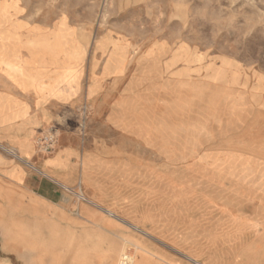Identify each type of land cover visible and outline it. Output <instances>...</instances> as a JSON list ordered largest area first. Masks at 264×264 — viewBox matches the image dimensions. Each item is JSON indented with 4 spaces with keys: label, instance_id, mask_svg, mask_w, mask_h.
Segmentation results:
<instances>
[{
    "label": "rangeland",
    "instance_id": "rangeland-1",
    "mask_svg": "<svg viewBox=\"0 0 264 264\" xmlns=\"http://www.w3.org/2000/svg\"><path fill=\"white\" fill-rule=\"evenodd\" d=\"M0 71L61 101L37 151L90 154L62 203L0 190L2 264H255L264 0H0Z\"/></svg>",
    "mask_w": 264,
    "mask_h": 264
},
{
    "label": "crops",
    "instance_id": "crops-1",
    "mask_svg": "<svg viewBox=\"0 0 264 264\" xmlns=\"http://www.w3.org/2000/svg\"><path fill=\"white\" fill-rule=\"evenodd\" d=\"M11 77L12 74L0 71V190L19 189L47 204L62 203L64 190L86 180L90 154L82 151L75 139L59 145L50 155L37 151L36 139L52 122L51 110L60 106L61 101L51 98L47 92L35 95L31 90H23ZM87 189L88 200L80 206L81 214L85 215L93 206L116 219L112 200ZM252 199L264 200V194L256 193ZM250 228L256 232L249 241L253 262L264 264V215ZM132 229L140 232L136 227ZM129 249L133 254L130 264H151L147 251L133 243H129ZM1 261L0 256V264Z\"/></svg>",
    "mask_w": 264,
    "mask_h": 264
},
{
    "label": "built area",
    "instance_id": "built-area-1",
    "mask_svg": "<svg viewBox=\"0 0 264 264\" xmlns=\"http://www.w3.org/2000/svg\"><path fill=\"white\" fill-rule=\"evenodd\" d=\"M42 147H43V150L44 152H49L50 149H52V146H53V139L52 138H49L47 136H44L43 137V141H42ZM119 264H130L127 257L126 256H123V257H120V260H119Z\"/></svg>",
    "mask_w": 264,
    "mask_h": 264
}]
</instances>
